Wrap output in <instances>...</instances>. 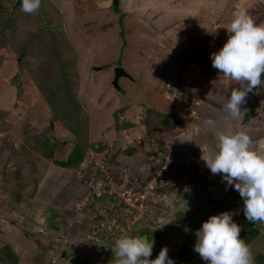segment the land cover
Returning <instances> with one entry per match:
<instances>
[{
    "label": "rangeland",
    "instance_id": "obj_1",
    "mask_svg": "<svg viewBox=\"0 0 264 264\" xmlns=\"http://www.w3.org/2000/svg\"><path fill=\"white\" fill-rule=\"evenodd\" d=\"M15 3L0 0V264H107L116 239L144 233L155 259L196 243L210 216L243 212L202 155L219 131L247 132L264 155V85L226 120L238 84L210 55L237 9L264 24V0H119L118 12L112 0H41L34 13ZM116 67L129 75L120 89ZM78 146L82 161L62 166ZM240 221L264 264V223L251 237Z\"/></svg>",
    "mask_w": 264,
    "mask_h": 264
},
{
    "label": "clouds",
    "instance_id": "obj_2",
    "mask_svg": "<svg viewBox=\"0 0 264 264\" xmlns=\"http://www.w3.org/2000/svg\"><path fill=\"white\" fill-rule=\"evenodd\" d=\"M40 6L41 0H20V8L25 13H34ZM112 9L118 12L113 3ZM232 16L226 27L227 41L210 55L212 66L238 84L224 105L226 120L243 115L247 111L242 110L247 95L256 86L264 85V24H257L246 9H237ZM204 123L214 125L215 122L208 119ZM216 140L215 150L202 155V159L212 174L221 175L226 188L238 191L243 199V212L236 217L233 211H223L202 222L195 232L193 250L207 264H253L250 248L240 238L244 228L240 220L245 217L253 224L264 223V155L250 149L252 141L245 131H219ZM154 244L155 239L145 234L116 239L115 264H175L167 247L155 259H149Z\"/></svg>",
    "mask_w": 264,
    "mask_h": 264
},
{
    "label": "crops",
    "instance_id": "obj_3",
    "mask_svg": "<svg viewBox=\"0 0 264 264\" xmlns=\"http://www.w3.org/2000/svg\"><path fill=\"white\" fill-rule=\"evenodd\" d=\"M134 1V0H133ZM140 1H142V4H143V2H144V4L145 3H147L148 4V6L150 5L151 6V3H149V0H140ZM135 2H136V4H137V2H138V0H135ZM155 6V5H154ZM113 68V67H112ZM110 70V69H109ZM262 141H264V139H262ZM204 181H208V180H204ZM202 185H205V182H200L199 184H198V186H201L202 188H203V186ZM196 190V189H195ZM194 190V191H195ZM203 190H204V192H205V188H203ZM193 192V191H192ZM191 193V192H190ZM206 195V194H205ZM205 195H204V197H203V199L205 198ZM187 199H189V198H187ZM193 199V197L192 198H190L189 200H192ZM201 200V199H200ZM179 221H186V220H179ZM191 244H192V246H191ZM194 244L195 243H191L190 242V246L188 247V250L186 251V253L184 254V256L181 258V259H177L175 256H176V254H174L177 250H179V247H180V245L181 244H179V246H177V247H174V250L171 252V251H168L169 252V254H170V256H171V258L176 262V264H200V263H202V264H207V262L206 261H204V260H202L200 263H197V261H195L196 260V257L195 258H193V254H192V251H193V246H194ZM258 252H260L259 251V249H258ZM254 263V262H253Z\"/></svg>",
    "mask_w": 264,
    "mask_h": 264
},
{
    "label": "trees",
    "instance_id": "obj_4",
    "mask_svg": "<svg viewBox=\"0 0 264 264\" xmlns=\"http://www.w3.org/2000/svg\"><path fill=\"white\" fill-rule=\"evenodd\" d=\"M190 33L187 35L186 39H188V41H185V43L191 42L190 38H191V36L193 37V35H191ZM262 80H264V76H262ZM252 116L253 115L251 113L246 112L245 118L251 119ZM82 152H83V150H81V148L79 146L77 148H74L71 155L68 156L66 161L62 162V164H63L62 166H64L65 168L66 167L69 168L72 166H78L79 162H81L83 159ZM27 156H28V154H27ZM249 235H251V237L257 235V230H254L253 232L249 233Z\"/></svg>",
    "mask_w": 264,
    "mask_h": 264
},
{
    "label": "water",
    "instance_id": "obj_5",
    "mask_svg": "<svg viewBox=\"0 0 264 264\" xmlns=\"http://www.w3.org/2000/svg\"><path fill=\"white\" fill-rule=\"evenodd\" d=\"M118 5H119V0H113V7L117 8ZM19 6H20V0H16L14 8L19 7ZM114 71H115V76H114V79L112 81V85L114 87H116L117 89H119V84H118L119 78L124 77V76L129 77V75L126 73V71L122 67H116ZM176 218L178 220H186L189 218V215L187 213H184V212H179L176 215Z\"/></svg>",
    "mask_w": 264,
    "mask_h": 264
},
{
    "label": "flooded vegetation",
    "instance_id": "obj_6",
    "mask_svg": "<svg viewBox=\"0 0 264 264\" xmlns=\"http://www.w3.org/2000/svg\"><path fill=\"white\" fill-rule=\"evenodd\" d=\"M188 219H190V215H189V218ZM188 219H186V220H188ZM247 224H248V226L246 227L247 232L248 233L253 232L255 230L254 227H253L254 224L253 223H250V222H248ZM167 233H168L167 228H163L160 231H157L154 236L157 237V239H162L163 237H165L167 235ZM242 233H244V231H241V234ZM144 234L145 235H148L149 237H151V236L153 237V235H151L150 233H144ZM189 243H190L189 241H187V242L184 241V243L181 244L180 251H178L176 253V258H178L179 256L180 257H183L184 256V254L188 250V247L190 246Z\"/></svg>",
    "mask_w": 264,
    "mask_h": 264
},
{
    "label": "built area",
    "instance_id": "obj_7",
    "mask_svg": "<svg viewBox=\"0 0 264 264\" xmlns=\"http://www.w3.org/2000/svg\"><path fill=\"white\" fill-rule=\"evenodd\" d=\"M132 199V197H126L125 198V202H126V204H129V201ZM122 208V207H121ZM113 223V222H112ZM115 260H116V258H114V259H111V260H109L108 261V263L107 264H115Z\"/></svg>",
    "mask_w": 264,
    "mask_h": 264
}]
</instances>
